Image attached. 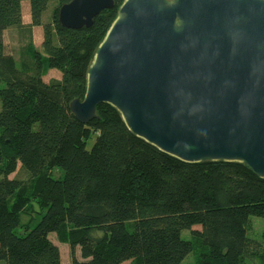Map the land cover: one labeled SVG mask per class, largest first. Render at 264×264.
<instances>
[{
	"label": "trees",
	"instance_id": "obj_1",
	"mask_svg": "<svg viewBox=\"0 0 264 264\" xmlns=\"http://www.w3.org/2000/svg\"><path fill=\"white\" fill-rule=\"evenodd\" d=\"M71 1L0 0V262L62 264L57 239L71 264H264V231L253 233L264 180L247 165L181 162L106 104L87 124L72 114L124 0L79 30L59 21ZM34 27L43 28L38 47ZM10 28L27 34L21 58L7 52ZM46 70L61 78L47 82ZM19 169L27 179L13 177Z\"/></svg>",
	"mask_w": 264,
	"mask_h": 264
},
{
	"label": "water",
	"instance_id": "obj_2",
	"mask_svg": "<svg viewBox=\"0 0 264 264\" xmlns=\"http://www.w3.org/2000/svg\"><path fill=\"white\" fill-rule=\"evenodd\" d=\"M115 0H72L69 29L90 28ZM188 164L247 165L264 180V0H124L70 109L87 124L97 107Z\"/></svg>",
	"mask_w": 264,
	"mask_h": 264
},
{
	"label": "rangeland",
	"instance_id": "obj_3",
	"mask_svg": "<svg viewBox=\"0 0 264 264\" xmlns=\"http://www.w3.org/2000/svg\"><path fill=\"white\" fill-rule=\"evenodd\" d=\"M123 3V2H122ZM56 4L52 5L50 9H54ZM22 11H23V20L24 23L30 24L31 23V16H30V3L28 1H24L22 4ZM51 15L48 11V14L45 15L44 20L48 21L51 20ZM25 24V25H26ZM32 39L34 44L38 47L40 43L43 40V28L42 27H34L32 30ZM26 32L23 33L22 30H19L17 28H10L5 32V44L7 46V52L15 57L21 58L19 52L24 46L23 40L21 37H26ZM21 60V59H19ZM21 67L23 64L18 63ZM24 70V66L22 67ZM47 71V70H46ZM45 71V76L44 79L47 82L53 81V80H59L61 78L60 74L58 71L55 70H50V71ZM0 110H1V103H0ZM21 177V178H28V175H26L23 170L18 171L17 174L13 175V177ZM30 194L32 193L31 189L27 190ZM33 201L37 200V197L34 196ZM38 201V200H37ZM264 231V220L260 218H254L253 219V233L257 234L258 236ZM185 235L188 237L189 232H185ZM190 237V236H189ZM56 243H58L60 250H61V255H62V264H71V252H70V247L68 244L60 243L58 242L57 239H53ZM193 257L189 258L188 262L192 264L193 262ZM0 264H5L4 262H0ZM128 264V263H126ZM245 264H259L258 262L251 261V260H246Z\"/></svg>",
	"mask_w": 264,
	"mask_h": 264
}]
</instances>
